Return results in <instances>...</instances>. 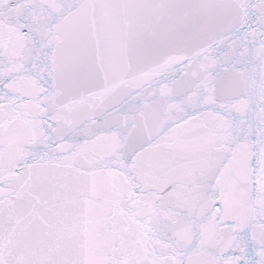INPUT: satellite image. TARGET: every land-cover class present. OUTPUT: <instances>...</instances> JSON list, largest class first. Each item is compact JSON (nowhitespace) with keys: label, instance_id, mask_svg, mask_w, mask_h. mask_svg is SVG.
Masks as SVG:
<instances>
[{"label":"snow or ice","instance_id":"snow-or-ice-1","mask_svg":"<svg viewBox=\"0 0 264 264\" xmlns=\"http://www.w3.org/2000/svg\"><path fill=\"white\" fill-rule=\"evenodd\" d=\"M0 264H264V0H0Z\"/></svg>","mask_w":264,"mask_h":264}]
</instances>
